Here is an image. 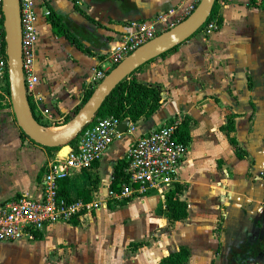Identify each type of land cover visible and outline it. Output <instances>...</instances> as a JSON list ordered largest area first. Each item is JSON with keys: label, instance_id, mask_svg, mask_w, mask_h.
<instances>
[{"label": "crops", "instance_id": "0c3cea01", "mask_svg": "<svg viewBox=\"0 0 264 264\" xmlns=\"http://www.w3.org/2000/svg\"><path fill=\"white\" fill-rule=\"evenodd\" d=\"M32 1L36 80L26 95L37 121L56 129L90 87L92 69L109 65V50L130 20H149L162 31L188 0ZM257 1L216 0L214 29L199 28L135 68L137 80L159 86V107L90 166L66 175L69 197L87 189L90 199L100 198L135 135L185 118L187 147L174 182L186 215L171 219L158 191L99 204L73 216L76 223L54 221L32 237L0 241V264H159L179 247L186 250L180 264H264V7ZM45 10L62 23L57 31ZM3 73L0 200L35 196L57 149L20 133Z\"/></svg>", "mask_w": 264, "mask_h": 264}, {"label": "built area", "instance_id": "2783aa9c", "mask_svg": "<svg viewBox=\"0 0 264 264\" xmlns=\"http://www.w3.org/2000/svg\"><path fill=\"white\" fill-rule=\"evenodd\" d=\"M198 0H188L175 14L170 26L186 16ZM20 23V57L25 91L31 89L36 80L33 71V45L36 37L35 14L32 0H18ZM173 9L167 10L171 13ZM45 10V14H48ZM0 15L1 0H0ZM217 26L215 18L209 16L200 28L209 32ZM127 30L120 33L108 53L109 65L96 67L86 84L94 87L107 70L132 49L154 36L158 31L149 20H130ZM3 31L0 21V72L6 68ZM3 38V36H2ZM4 41V40H3ZM126 118V117H124ZM112 114L94 117L73 138L65 155L55 154L46 162L41 176L38 194L19 192L10 199L0 200V241L32 237L33 232L54 221H68L80 216L99 204L114 205L124 199L138 197L148 192L163 193L175 180V169L184 155L187 144L174 136L178 120L156 124L135 135L123 155L122 177L114 187L107 186L100 198L82 200L80 197L66 199L56 192V177L66 176L73 168H86L98 159L111 141L121 132L118 123L124 119ZM128 119V118H127ZM134 121L128 119L125 130L132 132Z\"/></svg>", "mask_w": 264, "mask_h": 264}, {"label": "water", "instance_id": "95a60500", "mask_svg": "<svg viewBox=\"0 0 264 264\" xmlns=\"http://www.w3.org/2000/svg\"><path fill=\"white\" fill-rule=\"evenodd\" d=\"M213 2L214 0H198L195 7L182 19L132 49L107 70L63 125L56 129H49L42 126L34 117L24 87L20 57L18 0H1L8 98L18 127L35 143L57 147V154L65 155L68 143L83 126L93 120L98 108L113 87L135 68L177 45L199 29L209 16ZM127 123V118L118 123L119 132L125 130Z\"/></svg>", "mask_w": 264, "mask_h": 264}, {"label": "trees", "instance_id": "16d2710c", "mask_svg": "<svg viewBox=\"0 0 264 264\" xmlns=\"http://www.w3.org/2000/svg\"><path fill=\"white\" fill-rule=\"evenodd\" d=\"M257 2L258 4L264 7V0H258ZM217 11H218V5L216 3V0H214L209 13V17L210 18L215 17L216 20H219ZM47 16L49 17L50 23L52 24L54 30L57 31L58 28H61L62 23L57 19V17H55L53 13H49ZM1 19H2V15H0V21ZM1 34H3V31L1 32ZM1 43L3 47L4 41L2 36H1ZM5 73H6V69H5ZM92 88H93L92 86L87 88L80 103L65 117L63 123H65L71 117V115L77 110V108L81 105V103L90 94ZM4 93L8 96L7 80L4 88ZM1 97H2V93H0V98ZM159 105H160L159 86L157 84L137 80L134 77L133 73L130 72L124 78H122L108 93V95L105 97L102 104L98 108L95 117L103 116L105 114H112L119 118L126 117L131 121H136L139 118H146L150 116L159 107ZM20 133L23 136L27 137L22 132L21 129H20ZM174 136L178 140H181L183 142L187 141L188 128H187V120L185 118L179 119V121L176 123L174 127ZM29 140L35 143L31 139ZM72 143H73V139L69 142V144L71 145ZM44 148H46L47 150L57 149V147H47V146H44ZM122 164H123L122 158L118 159L114 164L112 171V178L108 186L114 187L117 180L121 179ZM55 182L57 186L56 187L57 194L63 196L66 199H72L71 197H69V194L66 190V186H65L66 176L56 177ZM88 191L89 190L87 189H81L78 192L77 197H80L82 200L90 199V195ZM177 191H178V187L174 182L171 187H169L167 190L163 192L164 209L171 212V216H170L171 219H180L186 215V204L183 200L178 199L176 195ZM69 220L71 223L77 222V219L75 218L73 219V216ZM35 232L36 231H34L33 234ZM131 244L134 246L140 244V242H132ZM185 255H186L185 248L179 247L174 252H170L168 255L164 256L159 264H180L184 260Z\"/></svg>", "mask_w": 264, "mask_h": 264}, {"label": "rangeland", "instance_id": "374dc122", "mask_svg": "<svg viewBox=\"0 0 264 264\" xmlns=\"http://www.w3.org/2000/svg\"><path fill=\"white\" fill-rule=\"evenodd\" d=\"M1 36H3V34H1ZM3 75H4V77H5V73H3ZM2 78H0V80H1ZM2 81V80H1ZM3 83H4V78H3ZM4 86V85H3ZM59 128V127H58ZM61 154H59V156H60Z\"/></svg>", "mask_w": 264, "mask_h": 264}]
</instances>
